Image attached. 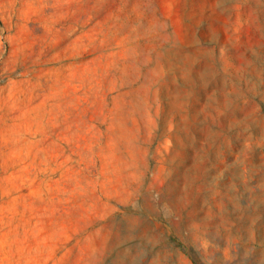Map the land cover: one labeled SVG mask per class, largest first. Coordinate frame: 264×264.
Masks as SVG:
<instances>
[{
	"label": "rangeland",
	"instance_id": "rangeland-1",
	"mask_svg": "<svg viewBox=\"0 0 264 264\" xmlns=\"http://www.w3.org/2000/svg\"><path fill=\"white\" fill-rule=\"evenodd\" d=\"M0 264H264V0H0Z\"/></svg>",
	"mask_w": 264,
	"mask_h": 264
}]
</instances>
